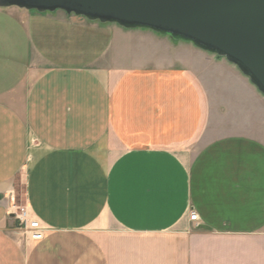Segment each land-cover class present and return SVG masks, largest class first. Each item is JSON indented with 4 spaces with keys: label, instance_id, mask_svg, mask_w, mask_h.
<instances>
[{
    "label": "crops",
    "instance_id": "obj_1",
    "mask_svg": "<svg viewBox=\"0 0 264 264\" xmlns=\"http://www.w3.org/2000/svg\"><path fill=\"white\" fill-rule=\"evenodd\" d=\"M0 264H264V96L192 43L0 7Z\"/></svg>",
    "mask_w": 264,
    "mask_h": 264
},
{
    "label": "water",
    "instance_id": "obj_2",
    "mask_svg": "<svg viewBox=\"0 0 264 264\" xmlns=\"http://www.w3.org/2000/svg\"><path fill=\"white\" fill-rule=\"evenodd\" d=\"M10 6L60 9L192 43L234 64L264 96V0H0Z\"/></svg>",
    "mask_w": 264,
    "mask_h": 264
},
{
    "label": "built area",
    "instance_id": "obj_3",
    "mask_svg": "<svg viewBox=\"0 0 264 264\" xmlns=\"http://www.w3.org/2000/svg\"><path fill=\"white\" fill-rule=\"evenodd\" d=\"M11 207V213L17 221V227L22 229L29 238L32 240H39L42 238L41 225L38 220L31 218L28 210L25 207H21L15 201V198L11 196L9 200ZM189 219L192 222H197L198 216L195 211L191 210L189 213Z\"/></svg>",
    "mask_w": 264,
    "mask_h": 264
},
{
    "label": "rangeland",
    "instance_id": "obj_4",
    "mask_svg": "<svg viewBox=\"0 0 264 264\" xmlns=\"http://www.w3.org/2000/svg\"><path fill=\"white\" fill-rule=\"evenodd\" d=\"M14 186H15L14 198H15L16 203L18 205H20L21 207H25L26 208V205H25V202H24V179H23L22 175L19 174L15 178Z\"/></svg>",
    "mask_w": 264,
    "mask_h": 264
}]
</instances>
